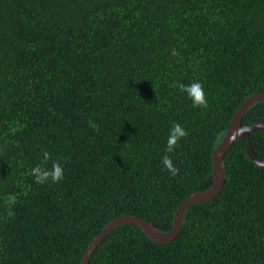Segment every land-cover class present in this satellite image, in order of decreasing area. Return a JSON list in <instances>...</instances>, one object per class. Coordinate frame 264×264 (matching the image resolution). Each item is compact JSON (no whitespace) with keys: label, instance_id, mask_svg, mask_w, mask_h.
<instances>
[{"label":"trees","instance_id":"trees-1","mask_svg":"<svg viewBox=\"0 0 264 264\" xmlns=\"http://www.w3.org/2000/svg\"><path fill=\"white\" fill-rule=\"evenodd\" d=\"M193 81L206 109L179 87ZM255 92L264 0H0V264H81L121 215L171 230L213 186V151ZM260 121L264 102L243 119ZM174 123L188 135L167 153ZM250 146L264 158V129L236 140L223 190L187 209L173 241L123 223L89 264H264V166ZM44 151L61 181L36 183Z\"/></svg>","mask_w":264,"mask_h":264},{"label":"water","instance_id":"water-1","mask_svg":"<svg viewBox=\"0 0 264 264\" xmlns=\"http://www.w3.org/2000/svg\"><path fill=\"white\" fill-rule=\"evenodd\" d=\"M257 102H264V92H255L249 95L243 103L238 107L231 123L219 143L213 151V178L214 184L211 188L196 192L185 199L178 207L173 228L169 231H160L155 228L148 220L135 214L121 215L110 221L102 231L93 240L86 250L81 264H89L96 249L104 241V239L119 225L123 223H134L142 227L144 233L158 243H168L173 241L181 232L184 224V216L187 209L195 204L216 198L224 188L226 181V171L224 168V158L232 148L237 139H249L250 133L264 129V121L256 123H243V119L248 110ZM248 154L251 159L258 165L264 166V158L257 155L254 149L248 147Z\"/></svg>","mask_w":264,"mask_h":264},{"label":"clouds","instance_id":"clouds-1","mask_svg":"<svg viewBox=\"0 0 264 264\" xmlns=\"http://www.w3.org/2000/svg\"><path fill=\"white\" fill-rule=\"evenodd\" d=\"M181 91L185 93L192 101V106L199 107L202 110L208 107V99L203 84L199 81H193L190 84H180ZM188 131L179 123H174L169 129L167 138V153H173L179 146L182 139L187 137ZM43 159L41 163L31 168V174L35 178L36 183L45 184L49 181L56 183L64 178V167L58 160H52L49 152H43ZM52 161L51 168L46 165L48 161ZM162 163L171 175L178 174L179 169L175 166L173 159L169 155L163 157Z\"/></svg>","mask_w":264,"mask_h":264}]
</instances>
